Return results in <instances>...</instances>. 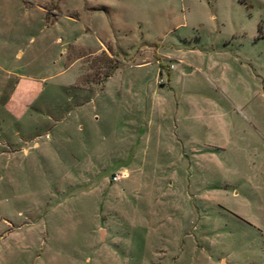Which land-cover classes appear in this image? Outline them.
I'll return each instance as SVG.
<instances>
[{
	"label": "rangeland",
	"instance_id": "1",
	"mask_svg": "<svg viewBox=\"0 0 264 264\" xmlns=\"http://www.w3.org/2000/svg\"><path fill=\"white\" fill-rule=\"evenodd\" d=\"M36 1L14 39L0 0V264H264V0Z\"/></svg>",
	"mask_w": 264,
	"mask_h": 264
},
{
	"label": "crops",
	"instance_id": "2",
	"mask_svg": "<svg viewBox=\"0 0 264 264\" xmlns=\"http://www.w3.org/2000/svg\"><path fill=\"white\" fill-rule=\"evenodd\" d=\"M22 1L24 3L23 5L26 6L25 9H27L25 12L26 16L22 17V20L18 24L19 26L14 27L12 29L9 28L10 34L14 35V37H13L14 39L19 38L18 35H22L25 31H27V29H29L31 27V21H33L34 19H37V22H39L40 19L43 17L44 20L46 21V25H47V20H46L47 11L45 10V8L43 6L39 5L38 1H36V0H30V1L29 0H22ZM63 11L64 12H61V16H63L64 18H67V19H69V18L74 19V18L68 16V13H67L68 9L63 10ZM101 49L104 50V47H102ZM103 52H105V51H103ZM13 56L18 57V59L22 58L23 50H20V48L17 47L16 50L13 52ZM19 78L23 82L30 81V78L25 77V75H20ZM20 86H21V84L17 85V88H19ZM26 89L27 90L29 89V85L26 87ZM23 90H25L24 87H23Z\"/></svg>",
	"mask_w": 264,
	"mask_h": 264
},
{
	"label": "built area",
	"instance_id": "3",
	"mask_svg": "<svg viewBox=\"0 0 264 264\" xmlns=\"http://www.w3.org/2000/svg\"><path fill=\"white\" fill-rule=\"evenodd\" d=\"M124 176V174H115L113 177H112V181L114 182H117L118 180H120V178H122Z\"/></svg>",
	"mask_w": 264,
	"mask_h": 264
}]
</instances>
